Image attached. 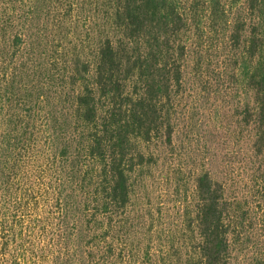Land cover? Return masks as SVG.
I'll use <instances>...</instances> for the list:
<instances>
[{
	"label": "trees",
	"instance_id": "obj_1",
	"mask_svg": "<svg viewBox=\"0 0 264 264\" xmlns=\"http://www.w3.org/2000/svg\"><path fill=\"white\" fill-rule=\"evenodd\" d=\"M263 217L264 0H0V264H233Z\"/></svg>",
	"mask_w": 264,
	"mask_h": 264
},
{
	"label": "rangeland",
	"instance_id": "obj_2",
	"mask_svg": "<svg viewBox=\"0 0 264 264\" xmlns=\"http://www.w3.org/2000/svg\"><path fill=\"white\" fill-rule=\"evenodd\" d=\"M65 32L66 30L64 29L63 33ZM73 42L76 43L75 41ZM170 168L171 167H168L167 165H165L164 171L159 175V177H161L159 178L160 179L159 182L161 183V188L165 190L163 195L165 196L167 193H170V197H171V192L173 191V184L175 185V183L173 182L174 180L173 176L176 174L169 173L171 172V171H168ZM164 173H168V174L164 175ZM178 178L181 179V181L183 182L178 181L180 183L181 190L177 191V194L175 195L174 198L184 199V195H185L184 192L188 190V188H190V184H185L186 181L182 179V177H180L179 175H178ZM156 193L157 192L155 191L153 192L152 200L154 202L159 201V199L155 197ZM172 202L173 204H175V200H173ZM165 204L169 206L168 203H166V200H165ZM251 233L252 231H249L248 233L243 235L239 242L234 241L233 264H254V261L256 260V258L264 254V243L259 242L258 240H256V238L252 237ZM259 239L264 241V239H262L261 237H259ZM22 264H24V260ZM26 264H29V263H26Z\"/></svg>",
	"mask_w": 264,
	"mask_h": 264
}]
</instances>
